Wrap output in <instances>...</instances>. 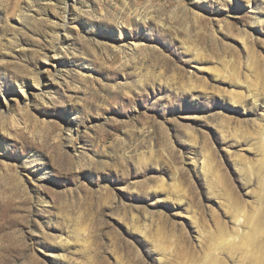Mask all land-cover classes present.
Returning <instances> with one entry per match:
<instances>
[{
    "label": "rangeland",
    "instance_id": "obj_1",
    "mask_svg": "<svg viewBox=\"0 0 264 264\" xmlns=\"http://www.w3.org/2000/svg\"><path fill=\"white\" fill-rule=\"evenodd\" d=\"M4 99L0 264H264V0H0Z\"/></svg>",
    "mask_w": 264,
    "mask_h": 264
},
{
    "label": "bare ground",
    "instance_id": "obj_2",
    "mask_svg": "<svg viewBox=\"0 0 264 264\" xmlns=\"http://www.w3.org/2000/svg\"><path fill=\"white\" fill-rule=\"evenodd\" d=\"M75 1H76V0H75ZM7 108H8V101L5 100V99H4L3 101H0V113H3L4 110L7 109ZM259 223H260V220L258 219V220H257V225H258V226H260ZM260 229H261V228H260ZM260 229H259V230H260ZM252 242H253V241L249 240V243H252ZM253 243H254V242H253Z\"/></svg>",
    "mask_w": 264,
    "mask_h": 264
}]
</instances>
